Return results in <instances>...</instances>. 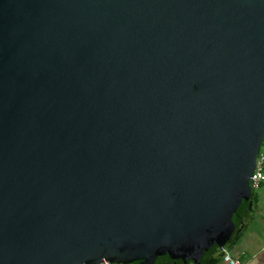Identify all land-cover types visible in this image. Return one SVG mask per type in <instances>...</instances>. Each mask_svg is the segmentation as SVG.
<instances>
[{"label": "water", "instance_id": "water-1", "mask_svg": "<svg viewBox=\"0 0 264 264\" xmlns=\"http://www.w3.org/2000/svg\"><path fill=\"white\" fill-rule=\"evenodd\" d=\"M263 139L264 0H0V264L200 261Z\"/></svg>", "mask_w": 264, "mask_h": 264}, {"label": "crops", "instance_id": "crops-1", "mask_svg": "<svg viewBox=\"0 0 264 264\" xmlns=\"http://www.w3.org/2000/svg\"><path fill=\"white\" fill-rule=\"evenodd\" d=\"M264 153V152H263ZM261 189L260 192L256 190ZM251 210L240 213L236 227L222 245L245 264H264V182L253 189ZM179 264H226L219 246L205 254L200 261H182Z\"/></svg>", "mask_w": 264, "mask_h": 264}, {"label": "built area", "instance_id": "built-area-1", "mask_svg": "<svg viewBox=\"0 0 264 264\" xmlns=\"http://www.w3.org/2000/svg\"><path fill=\"white\" fill-rule=\"evenodd\" d=\"M252 182V188L257 189L262 182H264V153L259 152L255 161L254 169L250 175ZM219 251L222 256V260L226 264H245L241 259L232 255L227 247L224 245L219 246ZM101 264H110L108 262H103Z\"/></svg>", "mask_w": 264, "mask_h": 264}, {"label": "flooded vegetation", "instance_id": "flooded-vegetation-1", "mask_svg": "<svg viewBox=\"0 0 264 264\" xmlns=\"http://www.w3.org/2000/svg\"><path fill=\"white\" fill-rule=\"evenodd\" d=\"M141 261H135V262H131V263H127V264H140ZM180 262H182L181 260H172L170 258H157L156 260H154L153 262L149 263V264H179Z\"/></svg>", "mask_w": 264, "mask_h": 264}, {"label": "trees", "instance_id": "trees-1", "mask_svg": "<svg viewBox=\"0 0 264 264\" xmlns=\"http://www.w3.org/2000/svg\"><path fill=\"white\" fill-rule=\"evenodd\" d=\"M263 142H264V139H263ZM263 142H262V144H263ZM260 151H261V150H260ZM260 151H259V152H260ZM252 195H253V192H252L251 195L248 197V199L245 200V201L239 206V208L237 209V219H236V224H237L238 216L240 215V213L248 212V211H247V206H248V202H249V201L252 202V200H251ZM236 224H235V227H236ZM215 246H216V245H215ZM215 246H214V247H215ZM164 258H165V257H164Z\"/></svg>", "mask_w": 264, "mask_h": 264}, {"label": "rangeland", "instance_id": "rangeland-1", "mask_svg": "<svg viewBox=\"0 0 264 264\" xmlns=\"http://www.w3.org/2000/svg\"><path fill=\"white\" fill-rule=\"evenodd\" d=\"M260 150H261V152H264V142H263V144L261 145ZM256 191H257V192H260L261 189H258V190H256Z\"/></svg>", "mask_w": 264, "mask_h": 264}]
</instances>
